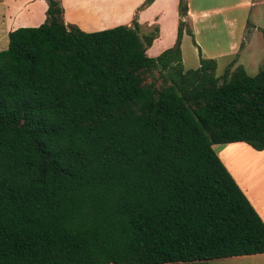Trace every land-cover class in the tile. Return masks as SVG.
<instances>
[{"label": "trees", "instance_id": "1", "mask_svg": "<svg viewBox=\"0 0 264 264\" xmlns=\"http://www.w3.org/2000/svg\"><path fill=\"white\" fill-rule=\"evenodd\" d=\"M154 0H144L138 10ZM0 51V264H211L264 254V224L213 145L264 149V61L216 76L178 0L173 45L157 27L83 32L44 0Z\"/></svg>", "mask_w": 264, "mask_h": 264}, {"label": "crops", "instance_id": "2", "mask_svg": "<svg viewBox=\"0 0 264 264\" xmlns=\"http://www.w3.org/2000/svg\"><path fill=\"white\" fill-rule=\"evenodd\" d=\"M124 1L129 3L124 25H130V21L135 18L140 33L145 32V27H157V37L146 49V56L154 58L173 45L178 22V0H154L138 11L137 8L144 0H111V3L119 12ZM89 2L91 0H74L73 24L72 21L66 23L64 7L59 0L64 23L73 24L83 32H93L89 30V25L77 19L80 8L83 10ZM186 7L191 41L200 57L215 62L226 58L224 68L234 60V66L240 65L244 69L241 51L253 47L258 50V62L264 61V35L255 41L244 37L250 27L253 32L264 31V0H186ZM0 8V40H3L8 32L16 28L36 27L28 24L33 19L38 22L41 20L46 4L44 0H0ZM250 15L253 23L247 22ZM183 37L189 38L186 35ZM216 156L264 224V149L255 151L244 143L235 142L221 147ZM230 258L240 264H264V254Z\"/></svg>", "mask_w": 264, "mask_h": 264}, {"label": "rangeland", "instance_id": "3", "mask_svg": "<svg viewBox=\"0 0 264 264\" xmlns=\"http://www.w3.org/2000/svg\"><path fill=\"white\" fill-rule=\"evenodd\" d=\"M30 1V0H27ZM122 4L119 8V12L114 9V5H112L111 0H91L88 4L85 5L83 10L80 8L79 16L77 19L80 21L86 23L89 25V30L96 32L101 31L109 28H113L116 26L124 25L125 23V17L128 9V4L126 1ZM62 6L64 7L65 12V20L66 23H72L73 20V3L74 0H61ZM96 10V12L94 11ZM93 10V12H92ZM0 8V12H1ZM253 13V11H252ZM251 13V15H252ZM250 17L247 18V22H252L253 18ZM44 19V13L41 20L38 22L36 19H33L31 21L30 26H37L39 25ZM264 20V18H262ZM72 21V22H69ZM75 22H78L75 20ZM131 23V21H130ZM253 23V22H252ZM74 24V22H73ZM263 25V24H262ZM153 26V25H152ZM152 26L145 27V32L148 31V29ZM252 27L247 29V33L244 35L245 38L249 39L250 41H254L257 39H260L262 35H264V31H255L253 32ZM264 29V25H263ZM248 40V41H249ZM7 40L4 38L3 40H0V51L4 50L6 48ZM181 51H182V65L184 69H194L198 66V52L197 49L193 46V43L191 41V38L183 37L182 43H181ZM258 50H254L253 47H250L248 49H245L241 51V60L242 66L245 69V72L248 76H254L259 67L262 63L258 62ZM255 56V58H254ZM202 57V56H201ZM204 58V57H202ZM216 70L215 75L219 76L221 75L224 64L226 63V58H221L216 60ZM244 63V64H243ZM223 147L222 145H213L212 150L216 153H218L219 149ZM211 264H240L241 262L233 261L232 258H223V259H215L210 261ZM242 264H247L246 262H242Z\"/></svg>", "mask_w": 264, "mask_h": 264}]
</instances>
